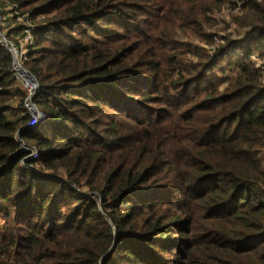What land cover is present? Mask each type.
I'll return each mask as SVG.
<instances>
[{"label":"trees","instance_id":"1","mask_svg":"<svg viewBox=\"0 0 264 264\" xmlns=\"http://www.w3.org/2000/svg\"><path fill=\"white\" fill-rule=\"evenodd\" d=\"M2 1L45 119L0 47V264H264V0Z\"/></svg>","mask_w":264,"mask_h":264},{"label":"built area","instance_id":"2","mask_svg":"<svg viewBox=\"0 0 264 264\" xmlns=\"http://www.w3.org/2000/svg\"><path fill=\"white\" fill-rule=\"evenodd\" d=\"M30 22L28 16L20 14L16 6L0 0V47L4 48L12 56V78L24 93L22 114L28 118L27 127L32 128L43 122L45 115L34 103V97L39 90L38 82L23 66L26 59L25 56L32 43V29L34 26ZM16 27L20 28L19 32L16 34L10 33ZM217 44L218 41L209 48L214 49ZM251 60L255 67H260L264 64V58L256 55L255 58L253 55ZM262 82H264V76L262 77ZM20 150L26 153L25 160L37 158V151L32 147L20 143ZM23 163L24 161H22ZM25 169H28V167L26 166Z\"/></svg>","mask_w":264,"mask_h":264},{"label":"rangeland","instance_id":"3","mask_svg":"<svg viewBox=\"0 0 264 264\" xmlns=\"http://www.w3.org/2000/svg\"><path fill=\"white\" fill-rule=\"evenodd\" d=\"M231 1H234L236 4H241V3H243L244 2V0H231ZM237 1V2H236ZM259 1H262V0H259ZM227 6V7H226ZM226 6L225 7H223L222 8V10H221V12H220V14H218V13H216L215 15H214V18L216 19V20H219V24H221L223 21H225L226 20V23H229L230 22V16L232 15V16H236V15H238V12H239V10L238 9H235V8H233L232 6H231V4L230 3H226ZM230 17V18H229ZM37 22H39V18L37 19ZM36 21H34V22H30V24H32L33 26H35V24L37 23ZM219 31L217 32V34L218 35H221V36H223V35H228L227 33H231L234 29L232 28V29H228V30H225V29H218ZM222 30V31H221ZM200 47H203L205 50H206V53L208 54V56H211V51H210V48L208 47V46H206V45H203L202 43H199L198 44ZM257 54L258 53H254L253 55H254V58H255V55L257 56ZM258 57H261V56H259L258 55ZM253 60V59H252ZM234 69H232L231 71L230 70H228V69H224L223 71L222 70H220V69H218L217 70V77H219L220 79H222L223 80V82H225V80H228V77L230 76V77H232V79H234L235 77H236V73H234ZM263 76H264V74H263ZM225 79V80H224ZM264 83V82H263ZM224 87H225V84L223 85ZM220 87L221 88V90H224L225 88L224 87ZM17 87L19 88V86L17 85ZM20 89V88H19ZM21 90V89H20ZM263 165H264V162H263Z\"/></svg>","mask_w":264,"mask_h":264}]
</instances>
